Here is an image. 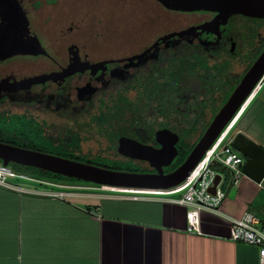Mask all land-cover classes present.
I'll list each match as a JSON object with an SVG mask.
<instances>
[{"label": "flooded vegetation", "instance_id": "flooded-vegetation-1", "mask_svg": "<svg viewBox=\"0 0 264 264\" xmlns=\"http://www.w3.org/2000/svg\"><path fill=\"white\" fill-rule=\"evenodd\" d=\"M13 1L27 21L28 33L22 39L29 44L36 38L40 47L33 50L35 54L0 61V144L99 168L107 165L103 161L122 158L146 166L142 171H124L137 174L156 173L139 157L144 147L161 148L157 132L167 130L178 138L177 155L163 168L164 174L174 170L189 142L172 118L167 126L135 127L131 110L123 115L122 125L115 124L120 113L107 109L112 100L126 98L135 103L141 94L148 96L153 81L148 77L149 67L162 57L188 48L208 54L234 49L239 41L232 21L247 18L231 15L223 22L217 12L187 11L171 4L172 0H121L144 12L148 26L152 10L171 20L159 21L145 44L130 50L126 46L129 51L114 55L119 46L114 37L119 0H109L104 8L97 0ZM191 2L195 5L197 0ZM1 23L0 9V27ZM133 35L127 36V44L136 43L138 37ZM171 140L166 135L162 142ZM193 147L194 142L189 150ZM12 164L6 168L12 170Z\"/></svg>", "mask_w": 264, "mask_h": 264}, {"label": "crops", "instance_id": "crops-1", "mask_svg": "<svg viewBox=\"0 0 264 264\" xmlns=\"http://www.w3.org/2000/svg\"><path fill=\"white\" fill-rule=\"evenodd\" d=\"M232 120L226 143L242 133L264 149V76ZM227 176L220 213H249L264 226V177L234 184ZM9 182L26 192L0 186V264H259L258 248L230 241L229 225L217 216L202 214L201 234L188 233L187 209L168 191L147 196L66 183L81 190L72 192ZM96 210L99 220L92 216Z\"/></svg>", "mask_w": 264, "mask_h": 264}, {"label": "water", "instance_id": "water-1", "mask_svg": "<svg viewBox=\"0 0 264 264\" xmlns=\"http://www.w3.org/2000/svg\"><path fill=\"white\" fill-rule=\"evenodd\" d=\"M174 6H183L184 10H209L219 14L223 22L231 15H241L251 19H264V0H197L195 5L191 0H172ZM194 5V7H193ZM2 23L0 27V61L18 54H35L33 50L40 47L36 38L27 44L22 37L28 33L26 18L18 6L11 0H0ZM179 35V34H177ZM163 40V38L161 39ZM264 76V49L248 68L238 85L222 105L204 133L197 141L185 160L172 172L164 174L163 168L170 166L177 155L175 143L178 138L167 130L156 133V142L161 148L154 150L144 147L141 160L147 161L155 174H137L112 171L91 165H86L55 156L12 148L0 144V160L6 167L9 162L17 165L36 168L62 177L76 179L95 186L116 190L137 191H168L179 186L201 160L205 152L223 133L241 106L254 91ZM169 135L173 140L162 142ZM137 147L138 146L136 144ZM231 146L244 158L241 167L243 174L256 183L264 177V149L242 133H237ZM133 157V156H132ZM220 181V175L215 177L211 194Z\"/></svg>", "mask_w": 264, "mask_h": 264}, {"label": "trees", "instance_id": "trees-1", "mask_svg": "<svg viewBox=\"0 0 264 264\" xmlns=\"http://www.w3.org/2000/svg\"><path fill=\"white\" fill-rule=\"evenodd\" d=\"M250 20L244 19L245 25L250 23ZM248 25L251 27L253 42L244 43L240 35L235 34L239 43H236L232 50L208 54L202 52L203 50L197 52L198 48L194 49V52L188 48L169 58L158 59L149 67L148 77L153 81L150 83L148 96L141 94L135 103L126 98L112 100L107 109L119 110L120 113L115 124L122 125L123 115L131 110L135 127L151 129L167 126L169 118H172L177 122L176 125L181 126V135L184 138L189 136L195 139V146L252 62L264 49V27L257 31L258 28L252 24ZM110 118V115L105 117L102 125ZM182 155L173 166L174 169L184 161V152ZM11 168L17 173L37 176L35 178L43 180L89 184L16 164H12ZM213 169L221 175L226 173L215 166Z\"/></svg>", "mask_w": 264, "mask_h": 264}, {"label": "built area", "instance_id": "built-area-1", "mask_svg": "<svg viewBox=\"0 0 264 264\" xmlns=\"http://www.w3.org/2000/svg\"><path fill=\"white\" fill-rule=\"evenodd\" d=\"M216 141L180 184L183 185V193L179 198L172 200V202L187 209L186 231L188 233L201 234L200 224L202 214L217 216L229 225L228 239L234 243L247 244L258 248V262L259 264H264V226L260 227L259 220L249 213H244L240 218H230L222 215L219 211V206L225 198V193L220 189L223 175L214 170L213 167H218L228 173L234 184L245 175L241 169L244 163L241 154L233 149L231 143H224L221 140L216 143ZM0 170L2 171L0 172V186L2 187L26 192L20 187L11 185L7 181L9 178L27 179L48 186L67 187L66 183L18 175L10 168L3 167L2 165H0ZM217 175H220V181L215 188V193L211 194L209 189L213 186ZM42 195L60 200L67 197L66 193L53 191H44ZM133 199H137L136 196ZM92 216L99 220L101 217L99 210L92 213Z\"/></svg>", "mask_w": 264, "mask_h": 264}, {"label": "rangeland", "instance_id": "rangeland-1", "mask_svg": "<svg viewBox=\"0 0 264 264\" xmlns=\"http://www.w3.org/2000/svg\"><path fill=\"white\" fill-rule=\"evenodd\" d=\"M108 2H109V0H97L96 3H97L98 6L101 5V7L104 8V7L107 6ZM157 14H158V12H155L153 10L149 14L150 15L149 23L151 24L150 25L151 27H150V26H148L147 19L144 16V12H140V10L136 9L135 6H133L129 2L125 3V2H123L121 0H119V3L117 4L116 12L114 13V16H115L114 21L116 23V25L114 26V29H115L114 30V33H115L114 37L116 38L115 39L116 41L119 40L118 41L119 42V44H118L119 46H118V48L115 51H113L114 52L113 54L114 55H116V54L117 55H119V54L121 55L122 53H124L126 51H129L130 49L134 48L135 46H140L141 44H145L147 41L151 40L152 37L154 36V28H155V25L161 23L159 21H162V20L166 21L168 19L171 20L168 17L167 18L159 17V15L157 16ZM248 24H252L253 26L256 27V29L258 28L257 31H259V30H262V28L264 27V19H251L250 23H248ZM248 24L246 23V25H247L246 26L244 20H242V21H239V20L232 21V25L234 26V28H233L234 33L236 35H240V37L243 39L244 43H247L249 41L253 42L252 41V37L253 36L251 35V32H250V28L251 27H249ZM141 31H143V32H141ZM143 33L145 34V36H143L144 35ZM132 35L134 36V39H137V37H138V39L136 40V43L127 44L128 42H126V40L129 39V37H127V36H132ZM122 41H125V42L122 43ZM126 46H127V48L129 50L126 48ZM232 122H233V120L225 128L223 133L218 138V141L221 140L224 143H226L228 141L227 139L230 137V135L232 133L230 131L227 132V130L230 127V125L232 124ZM186 139L189 142V144L187 146L188 148H185V151H183L184 152V157H183L184 159L183 160H185V158L188 156L190 151L193 149L192 148L191 150H189V147H191V145H193V142L195 141V139H194V141L192 142V139L189 136H187ZM218 141H216V143ZM222 142H221V145H222ZM182 156L183 155H181V158H182ZM177 158H179V156ZM103 162H105L107 164L106 166L111 168L112 170L116 169L115 171H121V172L130 171V170L131 171H142V170H145V168H146V166L142 165L141 163H137V162H134V161L123 160L122 158L121 159H116V160L108 159V160L103 161ZM227 174L228 173H224L222 184L225 183V181H226L225 179L228 177ZM7 181L8 182L12 181V182H15V183H19V184H22V185H28V186H31V187L47 188V189L55 190V191H57V190L72 191V192L73 191H75V192L81 191V190L77 191L78 189H75V188H66V187H58V186L41 185V184H38L36 181H31V180H27V179H10L9 178V179H7ZM55 184H57V183H55ZM182 188H183V185H180V186H178L176 188L168 190V192H170V194L173 193L171 195H176L177 197H180L182 195V192H183ZM124 191L130 193V191H128V190H124ZM163 192L164 191H139L138 193H140L142 195H147V196L148 195H151V196H165L167 193H163Z\"/></svg>", "mask_w": 264, "mask_h": 264}, {"label": "bare ground", "instance_id": "bare-ground-1", "mask_svg": "<svg viewBox=\"0 0 264 264\" xmlns=\"http://www.w3.org/2000/svg\"><path fill=\"white\" fill-rule=\"evenodd\" d=\"M0 172H2V171L0 170Z\"/></svg>", "mask_w": 264, "mask_h": 264}]
</instances>
